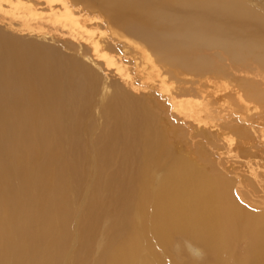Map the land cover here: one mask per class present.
I'll list each match as a JSON object with an SVG mask.
<instances>
[{
	"label": "bare ground",
	"instance_id": "bare-ground-1",
	"mask_svg": "<svg viewBox=\"0 0 264 264\" xmlns=\"http://www.w3.org/2000/svg\"><path fill=\"white\" fill-rule=\"evenodd\" d=\"M2 1L27 29L29 16L39 18L31 6V15L21 12L23 0ZM57 1L63 11L52 23L82 27L67 2ZM46 2L52 11L55 1ZM91 2L124 31L151 34L156 59L145 53V76L159 71L157 62L218 79L204 82L201 108L194 107L216 137L228 142L232 134L244 146L250 129L264 136V19L242 0ZM180 27L191 33L189 40L157 43L152 37ZM93 45L99 53V43ZM46 52L0 36V264H264V210L251 182L205 171L177 154L175 131L156 97L144 101L117 90L102 107L101 134L88 137L85 122L98 81L71 62L67 82L84 76L82 95H69L70 121L80 129L61 127L58 75L64 62ZM226 78L235 83L231 88L222 82ZM232 94L262 113L250 119L248 107L243 120L232 123L222 114ZM72 194L81 197L74 209Z\"/></svg>",
	"mask_w": 264,
	"mask_h": 264
},
{
	"label": "rangeland",
	"instance_id": "rangeland-1",
	"mask_svg": "<svg viewBox=\"0 0 264 264\" xmlns=\"http://www.w3.org/2000/svg\"><path fill=\"white\" fill-rule=\"evenodd\" d=\"M46 1L30 0L29 3L28 0H23L25 9H22L21 12L25 15H31L32 12H35L37 13L36 16L39 17L29 16V22L26 21L25 23L28 25L30 24L29 27H31V29H27L22 26L23 17L13 14L12 9H10L11 7H9L5 1L0 0L2 4L0 8V36L2 38H9L23 47L32 46V48L39 51H41V49L42 51H47L45 55L48 54L52 59L64 62L62 64L64 66L60 68V73L58 75V84L60 85L58 100L61 112V127H63L64 124L65 126L69 124V126L72 127L79 126L80 129V123L78 121H70L68 113L71 109V98L73 96L69 97V95H82L84 91V76L75 75L76 77L74 76L73 79L71 78L70 83L67 82L71 62L74 65L84 67L86 72L91 70L98 81L96 91L92 98V108L90 107L85 122L88 125V129L91 127L89 129L91 133H89L88 137L94 140L101 134L102 127L105 126L102 107L107 103L110 97L114 96L117 90L130 97L144 101L156 97L157 102L164 108L165 115L163 114V120L167 121L166 123H168L167 126H169V129L175 131L176 134V138L172 140L174 146L173 150L183 158L189 160L195 159L198 166L201 167L202 165L201 169L203 168V170H205V168H207L205 171H209L211 167L219 172L222 171V174L233 177L235 180L251 182L250 188L255 191L253 196L254 201L256 200L260 204V208L264 210V136L262 137V133H259L258 129H250L249 136L245 141L247 145L244 144V146L241 145L240 141H237L236 137L232 134L229 135L233 136L231 137V141L228 140L227 142V139L216 137L214 133L215 130L210 126V123V125L204 123V121H208L204 118V113H198L199 115H196L194 112V107L201 108L200 102L202 99L200 100V98L204 92V82H206L207 79L211 82H216L215 80L218 81L217 78L213 77L211 74L195 75L194 73L183 72L157 62L156 64L159 67V71L155 74L151 72L153 76H151V74L145 76L144 70L147 69L145 59L147 55H152V59L156 57L154 55V49L152 50L149 45V36H151V34L148 36V32H144L145 34L143 37L135 32L134 34L130 31L131 29L128 32L124 31L122 25L119 26L117 23H114L113 17L111 18L110 15L105 13L100 4H94L91 0L88 2L89 4L86 2L81 3L79 1L73 2L72 0H65L70 7L73 19L79 18L78 21L82 27L68 23H65L66 26H62V24H53L51 21L52 16L55 15V18L58 17L60 15L59 13L63 11V7H61L62 4H60L59 1L54 0L55 2L52 4V11H54L52 12L50 8H48ZM242 1L248 9L255 11L264 19V0ZM27 6L33 7V11L29 12ZM172 32L170 31L166 34L160 32L161 35L159 33L157 35H152V37H154L153 39L156 40L157 43H163L167 38L169 40L179 39V41L183 42L191 38V33L182 27ZM96 41L99 43V53L94 51L93 42ZM112 63H115L116 67L121 69L124 76H122L123 78L116 72V68L111 65ZM222 64L226 68L229 66L228 61H223ZM228 71L229 74L238 76L241 79L245 76L248 78L253 77L231 70ZM160 74L161 76H159ZM147 78H149V80ZM162 79L165 80L163 84L161 82ZM226 79L227 80L224 79L222 82L231 84L228 87L231 88L233 86L232 84L235 83L228 78ZM233 97L235 99H233ZM237 97L236 94H232V96L228 98L230 107L226 105L224 106L225 110L222 111H226V113L224 112L222 114L230 118L232 123H240V121L243 120L245 108L248 110V107H250V110L252 109L254 112V114L253 112L247 113L250 119L253 115L262 113V111L255 109L253 105L247 107L248 104L246 105L243 99L239 100ZM179 102L180 104H178ZM241 104L243 106H241ZM189 108L192 112H190ZM184 110H187L191 114H188V112ZM92 126H94L95 129H92ZM66 136L65 134V138ZM67 141L70 145L69 143L65 144V150L71 147V140L69 139ZM74 196L75 195L72 194L70 197V204L72 205V202L75 203L73 209L79 207V203L81 202V200L78 199L80 197L79 194L75 196L77 197L75 201L72 198ZM98 241H100V239H97L96 243L93 245L94 252L97 250ZM192 255L194 259L201 256L200 254L196 256L194 253H192Z\"/></svg>",
	"mask_w": 264,
	"mask_h": 264
}]
</instances>
